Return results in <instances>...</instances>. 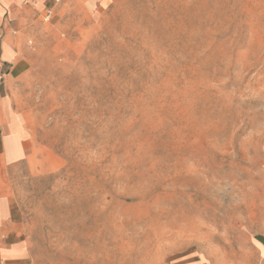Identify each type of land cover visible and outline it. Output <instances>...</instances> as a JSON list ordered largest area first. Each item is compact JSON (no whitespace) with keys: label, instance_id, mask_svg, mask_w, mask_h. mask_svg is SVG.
Wrapping results in <instances>:
<instances>
[{"label":"rangeland","instance_id":"374dc122","mask_svg":"<svg viewBox=\"0 0 264 264\" xmlns=\"http://www.w3.org/2000/svg\"><path fill=\"white\" fill-rule=\"evenodd\" d=\"M102 2L0 18L31 264H254L264 0Z\"/></svg>","mask_w":264,"mask_h":264},{"label":"crops","instance_id":"0c3cea01","mask_svg":"<svg viewBox=\"0 0 264 264\" xmlns=\"http://www.w3.org/2000/svg\"><path fill=\"white\" fill-rule=\"evenodd\" d=\"M71 1L73 0H58L57 3L55 0H0V18L9 16L18 21L19 17H22L25 20L29 16L37 15L47 6L55 10L60 6L62 10ZM86 1L90 8L103 5V0ZM1 60L3 65L9 63L10 59L2 57ZM5 77L6 74H3L0 79ZM28 140L13 115L4 81H2L0 83V264H31L9 181L11 168L20 163L30 164L33 160L34 149ZM249 250L255 257L254 264H264V227L251 236ZM177 264L203 263L197 259L186 258Z\"/></svg>","mask_w":264,"mask_h":264},{"label":"built area","instance_id":"2783aa9c","mask_svg":"<svg viewBox=\"0 0 264 264\" xmlns=\"http://www.w3.org/2000/svg\"><path fill=\"white\" fill-rule=\"evenodd\" d=\"M55 1H56L55 3L58 2V0H55ZM51 15H52V8H51V7H46V8L43 10V18H44V20H45V21L49 20L50 17H51Z\"/></svg>","mask_w":264,"mask_h":264}]
</instances>
